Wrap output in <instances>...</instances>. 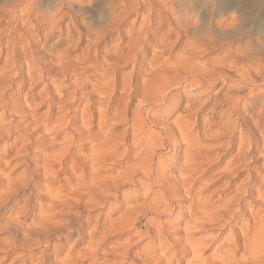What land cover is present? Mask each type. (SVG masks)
Masks as SVG:
<instances>
[{
	"label": "bare ground",
	"instance_id": "obj_1",
	"mask_svg": "<svg viewBox=\"0 0 264 264\" xmlns=\"http://www.w3.org/2000/svg\"><path fill=\"white\" fill-rule=\"evenodd\" d=\"M248 1L25 0V6L17 14L13 4L1 3L0 25L2 21L8 23L5 34L11 35L23 27L25 30L12 39L17 50L14 49L0 67V108L3 113L6 110L21 113L23 120L2 123L4 120L0 118V140L11 136L12 144H19L14 152L18 161L15 165L20 166L27 165L26 155L31 145L50 143L51 146L38 166L37 162H31L33 166H24L21 173L8 170L0 177V264L7 260L8 264H101L107 254L101 243L110 233L120 236L111 249L118 260L106 264L177 263L174 253H169L175 244L183 253L191 252L187 264L193 261L197 264H264V214L260 213L252 214L250 224L241 223L236 233L231 231L225 246H215L208 257H202L210 242L207 233L228 225L227 218L240 214L239 202L245 201L253 190H237L236 195L223 204L200 191L191 199L189 195L197 189L202 177L199 176L203 171L201 166L213 162L207 154L210 151L203 145L213 137L207 116L213 119L220 102L211 101L204 108L206 112L204 118L201 116L200 127L197 119H189L203 111L206 103L200 97L173 91L177 86L209 90L217 82L230 79L236 81V89L246 87L247 105L240 119L237 116L236 123L242 124L251 136L246 145L256 147L264 159V30L258 27L261 8L237 6L232 11L231 6ZM40 4L45 5L44 14H39ZM74 4L78 5L77 11L72 7ZM87 6L93 8L90 17L96 22L88 23L85 16L79 17ZM242 29L245 34H241ZM167 51L176 52L167 56ZM216 51L219 56L210 55ZM147 54L149 57L145 58ZM130 62L140 66L137 78L119 81L117 68ZM22 63L28 69L26 81L34 74L36 78L30 83L40 79L49 83L61 76L68 79L65 87L71 89L62 94L56 104L52 103V97L45 98L42 90L23 97L16 106L8 104L5 96L15 82L7 73L12 75ZM88 86L91 89L86 93L84 89ZM137 93L141 98L131 108V97ZM239 98L240 95L230 100L235 103ZM45 99L48 108L39 115L33 107ZM73 104L82 107L72 113L70 105ZM170 104L177 113L175 117L171 122L158 120L157 111ZM23 122L26 124L21 126ZM121 123H126V127L118 130ZM195 125H199L196 131ZM219 126L220 131L222 123ZM39 132V136H33ZM182 147L184 151L175 175L168 176L157 169L158 165H171L161 156L164 149L173 152L174 163L181 157ZM234 157L232 165L237 168ZM61 172L65 175L63 184L58 188L45 185H51V176ZM213 176L210 172V177ZM34 181H46L45 201L37 205L38 210L33 211L36 205L31 207L28 197L25 204L11 210ZM144 187H154L151 204H134ZM257 194L259 201L261 198L263 201L264 176ZM175 197L189 202L185 208L189 219L184 223L183 236L177 239L170 237L165 219L175 210ZM69 206L76 210L64 216L63 208ZM105 208L117 211V216L112 219L107 213L108 218L89 232L85 250L80 252V249L79 255H67L59 261L56 254L62 251V243L72 234L84 240L82 228L88 225L90 213ZM146 238L164 239L165 245L158 244V258L147 257L148 249L140 245Z\"/></svg>",
	"mask_w": 264,
	"mask_h": 264
},
{
	"label": "rangeland",
	"instance_id": "obj_2",
	"mask_svg": "<svg viewBox=\"0 0 264 264\" xmlns=\"http://www.w3.org/2000/svg\"><path fill=\"white\" fill-rule=\"evenodd\" d=\"M11 1H12V3H11ZM3 2H4V4L5 3L7 4V2H10L9 3L10 5L13 4L14 10L16 9L15 14L18 13L19 9H21V8H23V6H25L24 5L25 0H22L20 2H19V0H2V1L0 0V6H2L1 3H3ZM199 6L200 7H206V4H199ZM231 6L233 9L232 11H235V8H237V6L238 7L242 6L243 8H245L246 6L247 7L258 6L259 9L261 8L260 20H259V24L258 23L257 24H258L259 29L261 28V30H264V0H250L248 2H240L237 4L233 3V4H231ZM72 7L77 11V9H78L77 4L72 5ZM38 8H39V14L40 13L44 14L46 12L45 11V5L40 4ZM92 9L93 8H91V6H87V7L83 8L84 13L81 16L79 15V17L85 16L88 23L96 22L97 20H95L93 17H90L92 15ZM85 10H87V11H85ZM7 25H8V23L6 21H2V23L0 25V67H1L2 62L5 61L6 58L10 57L12 51L15 49L14 43H12V39L19 36V34H21L25 30V27H23L24 29L20 28L15 33L12 32L13 35L12 34L8 35L7 33L5 34V32H4ZM248 30L252 31V27H249ZM240 32H241V34H245V32H243V29ZM2 33H4V34H2ZM28 36L26 38H29ZM15 50H17V49H15ZM30 50H32V49H30ZM173 52L175 53L176 51H173ZM165 53H167V56L169 55L168 53H171V55L174 54V53L172 54L171 51H167ZM149 54H147L145 56V58H148ZM164 55L166 56V54H164ZM210 55L211 56H219L220 53H219V51H216L214 53H211ZM210 55H208V56H210ZM203 60H205V58L202 59L201 61H203ZM20 61H21V59H20ZM137 64L138 63L130 62V63L124 64L123 66L117 68V75L119 74L118 80L120 81L122 78L129 79L130 77H131V79L135 80V78H137L136 72L138 71V69L140 67L139 64H138V66H137ZM27 70H28L27 67L22 63V65L15 68L14 73L12 74L13 76L9 72L7 73V76L13 77L12 78L13 83L14 82L16 83V84L15 83L12 84L11 87H9V90L7 92L8 94H6V96H5V100L7 101V103L12 105V106L13 105L16 106L17 104H20L22 102V98L27 97V95L29 96V95H32L34 93H41V92H42L41 94L43 96H45V98L50 99L52 97V100H51L52 103L56 104L59 101L58 99L60 97H62V94L68 92V90L71 89V87H69V88L65 87L66 83L68 82L67 81L68 79L61 77V76H58V78H55L54 80L49 81V83L48 82L45 83L44 80H42V79H40L36 82L30 83L31 81H33V77L36 78V74H34L31 77L32 80L28 79L30 81H28V80L26 81L25 74H26ZM1 71H2V69L0 70V72ZM4 72L5 71H3L2 73H4ZM20 72H22V74ZM234 82L236 84V81L233 79L224 80V82L219 81L215 84V86L213 85V89L211 87V88H209V90H208V88H205V87H203V89L202 88H193V87H186L183 89V86H177L173 89L175 94L177 92V93H182L183 96L189 95L192 97H195V96L200 97V100H202L204 103H206V105L203 106V109L204 108L206 109L208 107V105L214 101H218V103L220 102L219 105L221 106V107H219V105H217V109H216L217 116L215 114L213 119L209 118L207 116L208 124L210 125V129H211V132L213 134V137H212L213 139L211 138V140H209V142H207L203 146H204V148H206V151H210V152H207V154L212 157L211 160L213 162L210 161L209 163H207V164L204 163V165L201 166L203 171H200L199 176L201 175L202 177L196 185L197 189H194V191H192L190 193L189 196L190 197L192 196L191 199L194 200L197 192L200 191L203 193V195L207 194L205 196L212 197V200H217V202L218 201L220 202V203L218 202L219 204H221V203L223 204L225 201L231 200V198L236 195L237 190L241 191V190H244L247 188L253 190V194H251L245 201H243L241 203L239 202L238 209L240 210V212H239L240 214L233 216V218L225 217L224 220L227 218L228 225H225V226H222L219 228L215 227L212 230H210V232L207 233L206 236L210 238V240L208 238V242L209 241L210 242L208 243L207 250H205L204 252L202 251L203 252L202 257H208L215 250V246H218V245L225 246L226 242H227L226 237L229 235V233H232V232L236 233L237 230L240 228L239 226H241L244 223L249 222V224H250L252 221L251 220L252 216L255 213L264 214V208H263L264 199L262 201V198H261L264 194H262V196L260 197L261 202L259 201L258 194L256 195V190L259 187L260 179L262 178V176H264V159H263L262 155L257 151L256 147H254L252 145H246V144H248V142L250 143L249 140H251V136H249L250 134L248 133V131L246 129L242 128V126H241L242 124L239 126L238 123H236V121L238 119L237 116H239V119H240V116H242V109H243L244 105L245 106L247 105V101H245L246 99L244 98V96L248 93V91H247L248 89L246 87L242 88V89L239 88L240 90L238 88L236 89L234 86L235 85ZM227 84H228V86H227ZM231 85H233V88ZM226 87L228 90L226 89ZM229 87H230V90H229ZM43 89L44 90L46 89V90L43 91ZM90 89L91 88L89 86L85 87L84 92L88 93L90 91ZM206 90L208 92L207 95H206ZM237 90H239V91H237ZM231 92L233 93L232 94L233 96L231 95ZM228 93L232 97H229ZM47 94L49 95V97L47 96ZM58 94L59 95L61 94V96H59ZM236 94L240 95V98L237 101H235V103H234V101H232L230 99L232 98L234 100V96H238ZM241 94H243V95H241ZM131 98H132V102H131L130 106H131V108H133L135 106V103L138 100H140L141 95L139 93L133 94ZM45 101H46V99L43 102H41L40 104H38V106L37 105H34V107L32 106L35 109V111H37V113L39 115L44 114V112L48 108V106H47L48 104L46 105V103H48V101H46V102ZM42 103H43V106H42ZM232 103H233V105H232ZM81 107H82V105H76V104L70 105V111L73 113L75 111L80 110ZM218 107H219V109H218ZM172 108L173 107L171 104L169 106L160 108L157 111V114H158L157 119L158 120L163 119V120H167V122H171L172 118L175 117L174 115L177 114L174 109L172 111ZM205 109L203 110L204 112L201 111L199 113L197 112L195 115L193 114L191 116V119H189V120L195 121L197 119V122H199L198 124L201 127L202 123H203L202 118H204L203 115L206 112ZM227 111H229L228 112L229 114H227ZM202 112H203V114H202ZM220 113H221V115H220ZM205 115H208V113ZM201 116H202V118H201ZM233 117H235V118H233ZM0 118H1V121L4 120V121H2V123H7L11 119H15L17 122L19 120H20V122L23 120V118L21 117V113H14V112L12 113L11 111H8V110H6L3 113L2 108H0ZM222 118L224 119V123H226L227 125H225L223 123ZM214 119H215V121H213ZM227 119L229 120L228 122H227ZM231 121H233L232 122L233 127H232V123H230ZM26 122H28V121H26ZM26 122L21 123V126L25 125ZM219 123H222V128H220V131H223L224 134L218 130L220 127ZM214 124H217V125H214ZM199 125H197V126L195 125L196 126L195 131L199 128ZM224 125L226 127H224ZM125 127H126V123H121V125L117 129L123 130ZM213 130H215V132ZM216 131L218 132L219 136H217L218 134L216 133ZM214 133H216V136L214 135ZM39 134H41V133L40 132L34 133L33 136L37 137V135L39 136ZM220 134H222V135H220ZM245 134H246V136H245ZM214 136H215V138H214ZM129 139L130 138H128V140ZM12 140H13V137H11V136H8V137L0 140V170H1L0 171V174H1L0 177L2 176V174L4 172H7L8 170H9L8 172L15 174L18 172L21 173L22 170H24V166H25V168L28 165L32 167L33 164L36 162H37L36 164L38 166L40 164V162H39L41 160L40 158L42 156L48 154V152L50 151L49 150V148H50L49 146H51L50 143L37 145L35 147H34V145H33V147L31 145V147H29V149L27 151V155H26L28 157V159L26 158L27 165L26 164L21 165V166L15 165V164H17L18 161H16V159H15L14 148L16 146H18L19 144L13 145ZM168 149H164L163 152L161 153V156L164 159V161H166L167 163H169L171 165L168 166V164H165L166 166H162V167H161V165H158L157 169L168 173L167 174L168 176H173V175H175L174 173H176L177 168L179 167V163L181 161L180 158H182L184 147H182V150H181L182 152L179 155L181 157H179L174 163H172V160H171V158L172 159L174 158L172 156L173 152L170 149L168 151ZM81 152H82V150H81ZM33 154H34V156H37L38 158H35L33 156ZM234 156H236V159H237L236 164H235V166L237 168H235L232 165V162L234 161V158H235ZM33 157H34V159H33ZM232 158H233V160H231ZM262 160H263V162H262ZM6 161H8V162H6ZM31 162L32 163L34 162V163L32 164ZM5 163L9 164V166L6 165ZM227 165H228V167H224ZM231 166H233V167H231ZM229 167H230V169L233 168L234 171L232 169H231L232 170L231 171L229 169ZM5 168H7V169H5ZM227 168L229 171H227ZM2 170H4V171H2ZM224 170L227 172H225ZM204 171H205V173H204ZM210 172H211V176L214 174V176H213L214 179L212 177H210ZM228 172H230L231 174ZM215 175H216V178H215ZM27 176H28V174H27ZM54 176L55 177L51 176V178H50V181H52L51 185L45 184L46 186L48 185V186H53V188H58L61 184H63L62 181H65V179H62L65 176L64 174H62V172L58 173L57 175H54ZM56 176L58 177V179ZM45 182L46 181H42V183H40L38 181H34L31 188L29 187L30 188L29 191L27 190V191H25L24 195L19 196L20 199H18L17 204L15 203L14 206H12L11 210L15 211L17 208H19L20 206L25 204L26 203L25 199H27V197H28L29 198L28 199L29 205L31 207L36 205L33 207V211L34 212L37 211L39 204H41L45 201V192H44V187H43V186H45L44 185ZM48 183H50V182H48ZM152 189H154V187H144L143 189H141L138 193V197H137L134 204H145V205L151 204V202H152L151 199L154 197L153 192L151 191ZM201 189H203V190H201ZM262 191H263V189H262ZM186 200H187L186 198L175 197L173 199V202L175 204V210L171 212V214L168 218H165L168 220L166 223V227L168 228L167 230L169 232V235H170V237H172L174 239L176 237L181 238L183 236L184 233H183L182 229L184 227V223L189 219L188 215L186 214L187 212L185 209L188 206L189 202ZM261 206H262V208H261ZM13 207H15V208H13ZM66 208L65 207L63 208L62 213L64 214V216L69 215L67 213L68 211H70V213H72V212L74 213L76 210L73 206H71V207L69 206ZM178 208H180L181 212H179ZM257 210L260 212H257ZM117 214H118L117 211H111V209H108V208H105L103 210H94L93 212H91L90 216H89L88 225L86 227L82 228L84 240H80L79 237H76L77 236L76 234H72L71 236H69L67 241H64L62 243V248H61L62 251H60L58 254H56V258L57 259L59 258L58 260L62 261L67 255L69 257L70 256L74 257L75 254L79 255L80 252L85 250L83 248H86L85 246H87V243L90 240V238L88 239L89 232L94 229V226L98 227V225L101 222H104L105 219H107L108 217L114 219L117 216ZM107 215H108V217H106ZM119 237L120 236L118 233L117 234L116 233H110L107 237L103 238V240L101 239L102 243L100 240L101 245H103L102 248H104L103 252L107 253L105 256V258L107 260L105 259L103 261V263H101V264L113 263V262L118 260V258L116 257V254L114 252H112L111 249H113V244L115 246ZM140 242H141L140 245L146 246L145 247L146 249L144 248L145 250L148 249L147 250L148 252H146L143 249L144 252H146V254L148 255L147 256L148 258H149V255H150V257L152 256L151 258H156V257L158 258L160 255V250L158 249L159 248L158 244L165 245L164 239L158 240V239H154V238H146ZM110 247H112V248H110ZM148 247H150V248H148ZM155 247H157V249ZM153 248H154V250H153ZM80 249H81V251L79 252ZM169 250H170L169 253L171 252L170 254L174 253L173 256H174L175 261L176 262L178 261L177 263H173V264H187V261H189L191 259V255H192L191 252L184 251V253H183V251L181 250V247L178 244L173 245ZM1 256H2V254H0V257ZM176 256H177V258H176ZM179 259H180V262H179ZM144 262L145 263L147 262L146 259L144 260ZM8 263H9V260H7L5 262V264H8ZM74 263H72V264H74ZM86 263H88V262H86ZM19 264H20V262H19ZM159 264H163V263H159ZM192 264H197V263L193 261Z\"/></svg>",
	"mask_w": 264,
	"mask_h": 264
}]
</instances>
